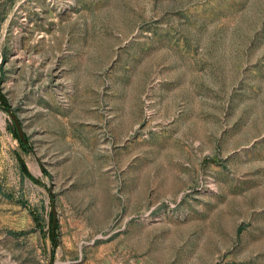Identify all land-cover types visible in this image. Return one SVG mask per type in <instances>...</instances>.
<instances>
[{"label":"rangeland","instance_id":"obj_1","mask_svg":"<svg viewBox=\"0 0 264 264\" xmlns=\"http://www.w3.org/2000/svg\"><path fill=\"white\" fill-rule=\"evenodd\" d=\"M0 264H264V0H0Z\"/></svg>","mask_w":264,"mask_h":264},{"label":"water","instance_id":"obj_2","mask_svg":"<svg viewBox=\"0 0 264 264\" xmlns=\"http://www.w3.org/2000/svg\"><path fill=\"white\" fill-rule=\"evenodd\" d=\"M8 111H9L10 117L12 118V120L15 123V126L17 128V131L19 133L20 138L25 142L24 129H23V126H22V123H21L19 117L16 115L15 112L12 111L11 108H9ZM53 213H54L53 228H54V226H55V224L57 222V211L55 209V206H53Z\"/></svg>","mask_w":264,"mask_h":264}]
</instances>
